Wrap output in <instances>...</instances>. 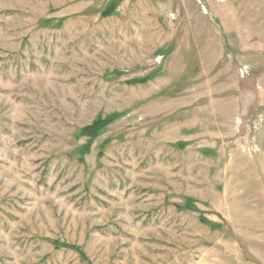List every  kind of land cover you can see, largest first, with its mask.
<instances>
[{"label":"rangeland","instance_id":"374dc122","mask_svg":"<svg viewBox=\"0 0 264 264\" xmlns=\"http://www.w3.org/2000/svg\"><path fill=\"white\" fill-rule=\"evenodd\" d=\"M0 264H264V0H0Z\"/></svg>","mask_w":264,"mask_h":264},{"label":"trees","instance_id":"16d2710c","mask_svg":"<svg viewBox=\"0 0 264 264\" xmlns=\"http://www.w3.org/2000/svg\"><path fill=\"white\" fill-rule=\"evenodd\" d=\"M103 125H104L103 121H96V123H94L90 126H86L83 129V132L85 134H88V135H94L96 133V131L99 130Z\"/></svg>","mask_w":264,"mask_h":264}]
</instances>
